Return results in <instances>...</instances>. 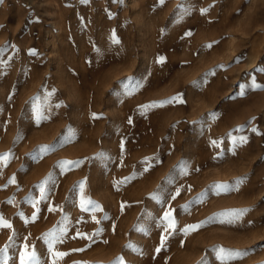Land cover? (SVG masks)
I'll list each match as a JSON object with an SVG mask.
<instances>
[{
  "label": "rangeland",
  "instance_id": "obj_1",
  "mask_svg": "<svg viewBox=\"0 0 264 264\" xmlns=\"http://www.w3.org/2000/svg\"><path fill=\"white\" fill-rule=\"evenodd\" d=\"M3 156L0 264H264V0H3Z\"/></svg>",
  "mask_w": 264,
  "mask_h": 264
},
{
  "label": "snow or ice",
  "instance_id": "obj_2",
  "mask_svg": "<svg viewBox=\"0 0 264 264\" xmlns=\"http://www.w3.org/2000/svg\"><path fill=\"white\" fill-rule=\"evenodd\" d=\"M2 2H3V0H0V3H2ZM162 2H163V0H162ZM203 12H206V10H202V13ZM114 42L115 43H119L118 40H114ZM159 62H161V63L163 62V58L162 57L160 58ZM180 102H182V101H180ZM94 118H96V117H94ZM215 143L216 142L213 141V144H215ZM0 160H5L6 161L7 160V156L0 157ZM12 182L14 183V181H12ZM89 203H91V202H89ZM83 207H84V205L82 203V208ZM97 208H98V206H97ZM244 211H246V210H244ZM244 211H241V212L236 213V214L237 215H243ZM164 219L166 221H168V224H167V226L165 228V231H167L168 228H171L174 231L175 230V220L172 218L171 212L165 213ZM93 220L95 221V217H93ZM95 222L99 223V221H95ZM0 227H6V228L10 229L11 228V224L8 223L2 216H0ZM189 230H190V228L184 229L185 232H187ZM191 230H194V229H191ZM165 240H166V237H162L161 246H163ZM25 247L27 248V246H25ZM157 252H159V249H157ZM52 255L54 257L63 258L65 255H67V253L53 252ZM21 264H39V262L36 259L35 253H28L27 251H25L24 253L21 254ZM53 264H56V260L55 259L53 260ZM121 264H122V261H121Z\"/></svg>",
  "mask_w": 264,
  "mask_h": 264
}]
</instances>
